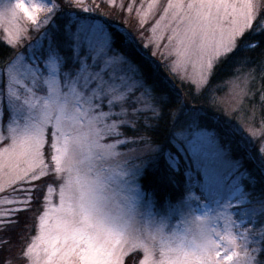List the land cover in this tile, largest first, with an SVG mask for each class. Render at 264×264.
I'll list each match as a JSON object with an SVG mask.
<instances>
[{
	"label": "snow or ice",
	"instance_id": "6c2138e0",
	"mask_svg": "<svg viewBox=\"0 0 264 264\" xmlns=\"http://www.w3.org/2000/svg\"><path fill=\"white\" fill-rule=\"evenodd\" d=\"M0 30V264H264V0H0Z\"/></svg>",
	"mask_w": 264,
	"mask_h": 264
},
{
	"label": "rangeland",
	"instance_id": "374dc122",
	"mask_svg": "<svg viewBox=\"0 0 264 264\" xmlns=\"http://www.w3.org/2000/svg\"><path fill=\"white\" fill-rule=\"evenodd\" d=\"M97 2H99V0H97ZM117 2L119 3L120 0H117ZM124 2L125 3H128L129 0H124ZM144 2L147 3V2H149V0H144ZM166 2H167V0H158V3L160 5H164V4H166ZM140 3H141V0H136L137 6ZM104 11L106 13H108V17L107 18L110 20V22L114 21V22H120V23H122L125 20H127L128 23L125 26L130 27V28L131 27H134L135 12H133L130 15V14L127 13L126 10L123 11V12H121L119 9H112V8H106V9H104ZM42 16H43V13L41 14V17ZM31 35H32L33 38H35V36L37 34L35 32H32ZM4 37H5V33L2 30H0V39H2L6 43ZM176 81H178V84L179 85H182V83H184V85H182V86H187V83L186 82H181L180 80H176ZM255 85H256L255 84V81L254 82L249 81V87L253 88L254 91L256 90ZM181 88H183V87H181ZM181 88H177V90L179 91ZM183 89L185 90V87ZM181 90L179 91L180 93H181ZM184 95H187V94H184ZM219 95H220V98H221V102H222L221 103V107L223 108V111L217 110L216 111V116L219 117V118H222V119H227V120L233 121V122H241L242 123L243 117H244V112H241L239 116H236L234 118V109L232 107V101H231V85H229V84H227V82H225L224 90ZM193 103H195V101H193ZM245 108H247V103H245ZM129 135H131V134H129ZM47 155H48V153L46 151V156ZM44 182L51 183L52 186L56 189V191L53 192V194L50 197V199L53 201V203H58V185L57 184L53 183L47 177L44 178V181H37V182H34V183L35 184H43ZM11 191H12L11 189H7L6 190V193H0V197L6 195L7 193H10ZM41 201L43 203V197H41ZM0 207H3V208H13V207H16V205H2ZM36 215L37 214H36L35 211H28L27 212V215H26L27 217H25L27 219L26 220L27 223H25L22 226L23 228L21 229V231L19 233V234L22 233L23 236L25 237V239L22 242L20 241L18 247L20 246V248H21V246L23 245V243L30 242V237L37 234V232H38V221L35 218ZM13 217H15V215L9 214L8 219H10L12 221V220H14ZM30 226H31V229L33 227V229H32L33 231L31 233V235L28 234L29 236L26 238V235L25 234L27 232H29V228L28 227H30ZM27 228H28V230H27ZM3 234H4L3 231H0V235H3ZM8 234H9V232H8ZM20 248H19V250H20ZM15 254L17 255L18 254V251H15ZM140 258L142 259V254L140 255ZM126 263H127V260H126ZM20 264H24V261L20 262Z\"/></svg>",
	"mask_w": 264,
	"mask_h": 264
},
{
	"label": "trees",
	"instance_id": "16d2710c",
	"mask_svg": "<svg viewBox=\"0 0 264 264\" xmlns=\"http://www.w3.org/2000/svg\"><path fill=\"white\" fill-rule=\"evenodd\" d=\"M112 22H114V21H112ZM116 23H120V22H116ZM258 39H259L258 37H254L252 39V42L255 43ZM10 51H11V46L7 45V43H5L2 39H0V52H10ZM246 54L253 59V61H254L253 67L255 68L257 66V64H258V61H259V53L257 51H255V50H246ZM245 71H247V70H245ZM229 72H230L229 67H227V66L222 67L221 70H220V76H228ZM174 84H175L176 88H181V87L184 88L185 87V90L183 88H181L182 90L181 89L180 90H181L182 94H187V92H188L187 88L188 87L187 86H182V85H184V83H182V85H179L178 81L174 80ZM255 84H256L255 85V88H256L255 91L259 92V90L262 87V84H264V82L260 81L259 79H255ZM201 104H203V102H201ZM161 139H163V136L161 137ZM26 215H27V213L20 214L19 215V220H20L19 226L11 227L8 230L9 235H11L14 238L15 246L13 248V252L15 253V251H18L17 255H19V253H20V250H19L20 246L18 247L20 241L16 240L15 238L18 236V234L20 233L21 229L23 228L22 226L25 224V221L27 220L25 218V217H27ZM16 218L17 217L15 215V217H13L14 220H12L13 223L15 222ZM28 228H29V232H27L25 234L26 238L29 236L28 234L31 235V233L33 231L32 230L33 227H32V229H31V226L28 227ZM28 228H27V230H28ZM20 262H22V260L19 261L18 264H20Z\"/></svg>",
	"mask_w": 264,
	"mask_h": 264
}]
</instances>
